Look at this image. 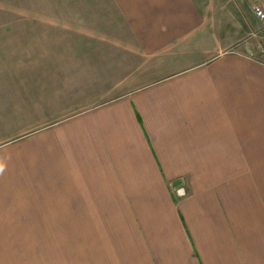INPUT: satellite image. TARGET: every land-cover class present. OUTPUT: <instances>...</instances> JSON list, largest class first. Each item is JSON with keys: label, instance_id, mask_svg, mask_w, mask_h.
I'll use <instances>...</instances> for the list:
<instances>
[{"label": "crops", "instance_id": "obj_1", "mask_svg": "<svg viewBox=\"0 0 264 264\" xmlns=\"http://www.w3.org/2000/svg\"><path fill=\"white\" fill-rule=\"evenodd\" d=\"M257 1L0 0V264H264Z\"/></svg>", "mask_w": 264, "mask_h": 264}, {"label": "rangeland", "instance_id": "obj_2", "mask_svg": "<svg viewBox=\"0 0 264 264\" xmlns=\"http://www.w3.org/2000/svg\"><path fill=\"white\" fill-rule=\"evenodd\" d=\"M229 5L233 8L236 9L237 12H239L240 15L244 16V17H249L250 13H249V8H250V4L252 0H227ZM1 14V12H0ZM4 19L3 15H0V23H4L2 22V20ZM11 22H13L12 20H15V17H10ZM2 35L4 36V38H7L6 32H2ZM2 38V36H1ZM246 38V37H244ZM241 41L243 42V40L241 39ZM240 41V42H241ZM241 42V43H242Z\"/></svg>", "mask_w": 264, "mask_h": 264}, {"label": "built area", "instance_id": "obj_3", "mask_svg": "<svg viewBox=\"0 0 264 264\" xmlns=\"http://www.w3.org/2000/svg\"><path fill=\"white\" fill-rule=\"evenodd\" d=\"M252 11L264 29V0L257 1L252 5Z\"/></svg>", "mask_w": 264, "mask_h": 264}, {"label": "clouds", "instance_id": "obj_4", "mask_svg": "<svg viewBox=\"0 0 264 264\" xmlns=\"http://www.w3.org/2000/svg\"><path fill=\"white\" fill-rule=\"evenodd\" d=\"M2 172H3V168L0 167V173H2ZM178 194L182 195L183 194V190H181Z\"/></svg>", "mask_w": 264, "mask_h": 264}]
</instances>
